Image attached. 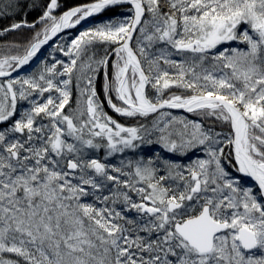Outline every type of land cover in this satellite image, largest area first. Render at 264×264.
Returning <instances> with one entry per match:
<instances>
[{
	"label": "snow or ice",
	"instance_id": "obj_1",
	"mask_svg": "<svg viewBox=\"0 0 264 264\" xmlns=\"http://www.w3.org/2000/svg\"><path fill=\"white\" fill-rule=\"evenodd\" d=\"M65 5L0 0V264H264V0Z\"/></svg>",
	"mask_w": 264,
	"mask_h": 264
},
{
	"label": "trees",
	"instance_id": "obj_2",
	"mask_svg": "<svg viewBox=\"0 0 264 264\" xmlns=\"http://www.w3.org/2000/svg\"><path fill=\"white\" fill-rule=\"evenodd\" d=\"M89 2V0H66V7H70V6H74L76 4H80V3H87ZM127 6H125L126 8ZM121 11V9L119 8H114V9H110L106 12H104L101 15H98L97 17H95L94 21H90L89 24H84L78 27L77 29V34L79 30H83L85 27H88L91 25L92 22H99L100 20H104L107 19L109 17H111L114 13ZM38 13L34 12L31 15H29L28 19L31 21L33 19H35L37 17ZM4 23H9V21H5ZM32 35L31 32L27 31V30H23L22 32H13V33H9L8 35H6L5 37H3L2 39H0V45L3 44H9V43H13L19 40H22L24 38L30 37ZM54 42V41H53ZM225 46H229V45H225ZM230 46H236L235 43L231 44ZM240 47H244L243 44L239 45ZM102 51V50H101ZM49 52H50V48L48 46H46L45 48L42 49V51L38 54V58H36L33 63L31 64V67L27 69L28 72H31L33 70H38V67L40 66L41 61L47 59L49 61H51V57L49 56ZM56 58L57 59H67L65 57H63L62 53H57L56 54ZM174 58H178V57H174ZM23 74V73H20ZM103 83V78H100V85H102ZM174 92L178 93V90L173 89ZM73 99L71 101L72 107H75V89L73 88ZM101 94V98H103V93L102 90L100 92ZM171 93H165V96L170 95ZM47 93L39 98L40 102H43V100L47 99ZM25 107H27V105H24ZM105 110L108 111L109 115H113L115 118H117L118 120H120L121 123H125L127 125H131V124H135L136 121H133L131 119H125L122 117L117 116L116 114H114L110 109H108L107 105L105 104ZM66 111H68L66 109ZM166 111H170L173 115L176 116H187L189 119H197V117L195 116V114H189L186 113L184 111H175V110H166ZM206 123H210V121L206 122ZM217 130H220L219 127L217 128ZM151 139L155 140L156 137H151ZM133 151L135 152V154H133ZM158 154H162L164 158L166 159H172L174 158L177 154L175 153H168L166 150H164L162 148L161 145L159 144H145L142 147L136 149V150H128L127 152H125L124 154H117L115 155V158L112 157H106V154L103 150L97 151L95 153V155L97 157H99L102 161H104L105 159H107V161L112 164V165H116L119 166L121 159L124 160L125 163H127L129 160H137V159H144V160H148L150 158L154 159ZM200 153H194L192 158H196L197 156H200ZM179 163H183V164H187L189 163L188 159H182L180 161H178ZM159 167V166H158ZM234 176H242V174L237 173L235 171V169L231 170ZM160 174H164L163 171L160 172ZM243 182L246 184H250L252 183L251 180L247 179V178H243ZM105 194H108L107 192H105ZM134 199H139L135 193L132 194ZM87 202H91V198H89V200ZM99 206V205H98ZM119 207V206H118ZM131 215H135V213H131Z\"/></svg>",
	"mask_w": 264,
	"mask_h": 264
},
{
	"label": "water",
	"instance_id": "obj_3",
	"mask_svg": "<svg viewBox=\"0 0 264 264\" xmlns=\"http://www.w3.org/2000/svg\"><path fill=\"white\" fill-rule=\"evenodd\" d=\"M45 47H46V46H45ZM45 47H44V48H45ZM41 51H42V50H41ZM38 54H39V53H38ZM34 59H36V58H34ZM27 69H28V68H27ZM27 69H26V70H27ZM14 75H15V74H14ZM170 110L180 111L181 109H170ZM181 111H184V110H181ZM184 112H185V111H184ZM245 178H247V177H245ZM247 179H249V178H247Z\"/></svg>",
	"mask_w": 264,
	"mask_h": 264
},
{
	"label": "rangeland",
	"instance_id": "obj_4",
	"mask_svg": "<svg viewBox=\"0 0 264 264\" xmlns=\"http://www.w3.org/2000/svg\"><path fill=\"white\" fill-rule=\"evenodd\" d=\"M34 60H35V59H34ZM34 60H33V61H34ZM32 63H33V62H32ZM32 63H31V64H32Z\"/></svg>",
	"mask_w": 264,
	"mask_h": 264
}]
</instances>
